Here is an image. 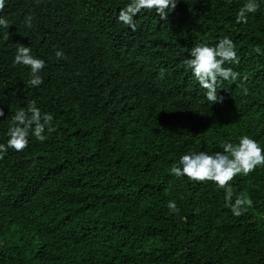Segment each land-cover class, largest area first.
<instances>
[{"label": "trees", "instance_id": "1", "mask_svg": "<svg viewBox=\"0 0 264 264\" xmlns=\"http://www.w3.org/2000/svg\"><path fill=\"white\" fill-rule=\"evenodd\" d=\"M129 2L5 0L0 144L33 100L56 130L0 159V264H264V166L231 182V203L170 174L182 155L243 135L264 147V0L246 24V0H179L167 20L142 10L135 31L118 21ZM225 37L240 62L224 67L240 75L212 104L183 61ZM20 44L45 61L39 87L14 63ZM242 194L251 207L237 217Z\"/></svg>", "mask_w": 264, "mask_h": 264}, {"label": "clouds", "instance_id": "2", "mask_svg": "<svg viewBox=\"0 0 264 264\" xmlns=\"http://www.w3.org/2000/svg\"><path fill=\"white\" fill-rule=\"evenodd\" d=\"M178 3L179 0H130L120 10L118 21L135 31L134 17L142 10H155L161 19L167 20L169 13L176 9ZM4 7L5 0H0V11ZM259 7L257 0H246L236 15V23L246 24L248 14L257 12ZM32 19L31 14L25 18V24L29 28L32 27ZM0 25L5 28L10 26L9 21L2 17H0ZM255 51L261 52L259 48ZM62 55L61 51L56 52L58 59ZM104 60L99 59L98 64L101 65ZM226 62L235 64L240 62L233 41L227 37L221 39L215 46L194 45L190 50V58L183 61L186 67L192 70V75L199 85L206 90V99L212 104L223 100L222 97H218V87L222 81H235L239 78L238 72L230 67H224ZM14 63L30 68L31 78L27 81L30 86L39 87L43 84L40 72L45 67V61L34 57L30 47L20 44ZM3 116L4 111L0 108V117ZM53 119L50 113L42 114L34 100L28 104L27 111L20 109L16 112L12 118V126L8 130L7 144H0V159H3L8 149L20 152L27 148L30 135L40 142L45 141L46 129L49 133L56 130L52 125ZM221 147L223 151L213 154L201 151L182 155L178 163L172 164L170 174L177 178L187 177L199 183L212 182L225 191V200L231 203L233 200L231 182L239 175L248 176L257 167L264 166V147L248 135L241 136L236 144L225 142ZM249 207H251V200L242 194L236 196L234 204H231V211L233 215L239 217ZM168 208L173 213L179 212L175 201H169Z\"/></svg>", "mask_w": 264, "mask_h": 264}]
</instances>
